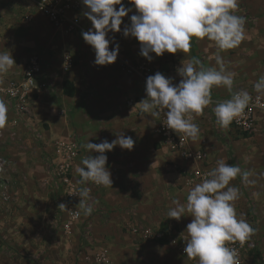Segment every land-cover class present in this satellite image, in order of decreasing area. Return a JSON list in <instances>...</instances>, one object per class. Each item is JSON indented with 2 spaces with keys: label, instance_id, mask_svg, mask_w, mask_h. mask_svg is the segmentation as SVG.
<instances>
[{
  "label": "crops",
  "instance_id": "1",
  "mask_svg": "<svg viewBox=\"0 0 264 264\" xmlns=\"http://www.w3.org/2000/svg\"><path fill=\"white\" fill-rule=\"evenodd\" d=\"M36 1L0 0V52L9 51L16 64L7 73L0 74V81L20 80L32 54L39 55L43 63L39 86L28 100L26 113L14 111L0 92V100L8 108L6 126L0 128V154L6 151V155H14L20 167L29 155L33 165L43 160L52 189H57L60 201L56 194L52 196L51 208L56 206V212L50 211L47 216H41L38 203H28L29 218H26L28 215H22L18 210L25 204L20 194L14 208L17 213H0V264H96V258L103 253L109 256L111 264H198V259L181 254L168 232L173 226L177 245L183 243L185 248L190 238L186 229L192 217L185 213L177 221L169 218L168 211L175 207L173 200L186 204L189 191L196 185H188V179L197 165L187 163L162 146L156 132L157 117L135 107L146 99L143 81L138 75L128 74L124 67L148 61L157 72L178 85L182 78L177 69L182 63L198 61L197 68H219L216 57H221L224 68L235 74L232 92L224 86L211 89L212 102L201 115L195 116L199 138L191 140L190 148L204 151L213 169L219 160L230 164V126L222 128L213 109L238 90L254 89V84L264 76V0H238L234 14L244 17L246 23L245 39L236 48L220 50L207 38H193L189 52L165 53L160 57L151 54V61L140 54L138 40L123 35L124 26L130 25L131 15L137 14L130 0H123L124 6L131 11L123 19L121 31L109 32L106 37L110 40L109 50L119 45L117 60L107 66L94 63L95 51L83 39L82 33L93 26L84 15L87 8L82 0L79 11L67 13L70 18L79 19L83 31L77 33L67 32L65 27H54L39 13ZM66 51H71L76 58L71 70L65 68ZM66 81L74 86L73 97L64 94ZM130 101L135 104L130 105ZM118 135L130 136L135 143L131 151L117 145L105 153L112 188L92 182L82 185L76 166H82V159L88 155H99L91 153L85 145L88 142L98 144L105 139L111 142ZM259 135L264 136H256ZM70 137H74L80 146V157L72 175L81 188L89 189L91 199L88 203L93 204L89 215H85L79 206L80 200L67 203L63 199L45 150L55 141ZM8 147L14 150L10 151ZM206 167L209 166L203 168ZM7 172L4 170V177H1L0 190L9 184H16L18 190H23L21 171H16L15 183L10 182ZM230 183L240 192L235 209L246 216L248 189L255 194L256 187L254 183L243 186L238 176ZM0 202L5 203L2 199ZM60 202L65 208H59ZM71 204L80 210L81 220L71 231H66L63 224ZM44 222L48 223V228L42 225ZM135 227L140 233L133 232ZM12 228L16 233L10 230ZM147 229L162 231L166 237L162 241L146 239L142 232ZM254 258L255 255L248 264Z\"/></svg>",
  "mask_w": 264,
  "mask_h": 264
},
{
  "label": "clouds",
  "instance_id": "2",
  "mask_svg": "<svg viewBox=\"0 0 264 264\" xmlns=\"http://www.w3.org/2000/svg\"><path fill=\"white\" fill-rule=\"evenodd\" d=\"M82 3L87 8L84 15L93 26L82 36L95 51L94 63L97 66L114 64L119 45L109 50L110 40L106 37L109 32L121 31L123 19L131 9L124 6L123 0H82ZM130 3L135 6L137 14L131 15L130 25L124 26L123 35L138 40L140 54L149 61L153 58L151 54L160 57L165 53L189 52L193 38H207L220 50L234 49L245 39V18L234 14L238 0H130ZM198 63H182L177 69L182 78L178 85L159 72L149 76L146 81L148 98L135 106L151 116L159 115L157 109H166L167 127L193 141L199 138V126L193 122L194 114L201 115L210 105L214 86H224L232 92L235 75L224 68L219 56L216 57L219 68H197ZM13 65L16 64L11 53L0 52V74L7 73ZM254 90L264 93V76L254 84ZM251 101L248 91L234 92L230 99L213 109L217 123L222 128L229 127ZM7 113V105L0 100V128L6 126ZM134 143L132 137L124 135H118L111 142L107 139L98 144L88 142L86 149L99 155H88L82 159V166H76L80 183L92 182L112 188L105 153L117 145L131 151ZM251 175L239 166L219 160L217 166L207 173L208 178L189 191L186 204L173 200L175 207L168 211L169 218L179 221L185 213L192 217L186 229L190 238L184 248L189 258L198 259V264H239L238 251L228 245L236 241L243 244L255 229L246 219L238 217L235 202L240 198V192L230 182L240 176L246 184L255 183L249 179ZM79 197V206L85 215L91 214L93 204L88 203L91 199L89 189L82 187ZM59 208H65V205L60 204Z\"/></svg>",
  "mask_w": 264,
  "mask_h": 264
},
{
  "label": "built area",
  "instance_id": "3",
  "mask_svg": "<svg viewBox=\"0 0 264 264\" xmlns=\"http://www.w3.org/2000/svg\"><path fill=\"white\" fill-rule=\"evenodd\" d=\"M36 7L39 13L44 15L54 27H65L66 31L71 33L83 31L79 19L67 16L68 11L77 12L81 9L82 3L80 0H37ZM64 64L67 70L74 68L76 58L71 51L64 52ZM124 70L128 74L138 75L142 79L144 96L147 99V78L157 73L152 63L140 61L135 65H126ZM42 71V58L37 54H32L25 64L20 80L4 83L0 81V92L4 94L8 99L7 101L10 102L11 107L17 113L24 114L28 111V100L31 98L32 92L39 86L38 83ZM241 90L248 91L252 96V101L244 110V113L230 124L231 136L248 139L257 134H264V93H257L254 89ZM258 96L259 100H257ZM129 104L134 105L135 101H130ZM157 111H159V115L156 116L158 122L156 132L161 138L162 146L169 149L171 153L178 155L187 163L197 165L196 169L189 176L188 185L192 186L201 183L204 179L208 178L207 173L213 169L208 163L206 153L202 150H192L190 148V138L185 137L183 133H176L167 127L165 116L166 109H157ZM195 116L194 114V119ZM45 150L49 155L56 187L62 192L61 195H63V199L66 200L67 203L70 201L77 203V201L80 200L79 190L81 186L72 175V170L80 157V146L78 141L74 137L62 141L57 140L53 143L51 148L49 145L46 146ZM206 165L209 167L203 168ZM236 213L238 217L246 219L247 222L249 221L247 215L244 216L238 211H236ZM80 220V210L75 204H71L67 208V215L63 227L66 231H71ZM133 232L140 233V230L138 227H135L133 228ZM168 232L172 237L173 244L177 245L178 240L175 238L176 230L174 227H169ZM142 235L146 239L149 238L158 241H162L166 237V233L162 231L155 232L152 229L144 230ZM228 246L238 251L239 264H248L251 257L256 255L258 251V244L253 236L243 244L236 241L235 243H230ZM180 250L182 255L188 257L184 252V248ZM96 264H111V260L107 254L103 253L96 258Z\"/></svg>",
  "mask_w": 264,
  "mask_h": 264
},
{
  "label": "rangeland",
  "instance_id": "4",
  "mask_svg": "<svg viewBox=\"0 0 264 264\" xmlns=\"http://www.w3.org/2000/svg\"><path fill=\"white\" fill-rule=\"evenodd\" d=\"M229 142L230 165L239 166L242 171L251 172L252 175L249 179L256 183H254L256 187V190H254L255 194L248 189V186L246 187L249 196V205L246 210L249 219L248 223L255 229L252 236L258 244V252L250 264H264V136H254L247 140L231 136ZM12 148L16 149L15 146H12ZM14 149H10V151ZM4 152L1 153L3 156L0 154V180L1 177H4L5 170L8 171L7 175L10 182L14 181L15 183L17 177L16 171L19 170L24 179V189L20 191L16 188V184H9L7 188L2 191L0 190V199L5 202L3 205L0 202V213L5 212L10 215L17 213L14 209L16 208L15 202L16 198L21 194L20 196L25 200V204L22 207H18V210L22 215H28L26 218H29V212L27 211L29 207L28 203H32L33 201L41 206V216L44 214L47 216L50 211L54 214L56 212V206L54 207L53 205L51 208L52 196L56 194L58 196V202L60 201V196L55 187V189H52V181L45 168L46 166L42 162L43 160L40 164L33 165L29 159V156L31 158L32 156L29 155L21 162L22 167H20L14 155H6ZM256 178L259 179L257 180ZM238 179L243 183V186L246 185L240 176H238ZM12 225H16V223L12 222ZM42 225L48 228V223L44 222ZM10 230L16 233L14 228ZM180 244L174 246H178L176 248L180 250V248H183V243Z\"/></svg>",
  "mask_w": 264,
  "mask_h": 264
},
{
  "label": "trees",
  "instance_id": "5",
  "mask_svg": "<svg viewBox=\"0 0 264 264\" xmlns=\"http://www.w3.org/2000/svg\"><path fill=\"white\" fill-rule=\"evenodd\" d=\"M63 88H64V94H66L69 97H73L74 96V86L72 85V83L67 82V81L64 82Z\"/></svg>",
  "mask_w": 264,
  "mask_h": 264
}]
</instances>
